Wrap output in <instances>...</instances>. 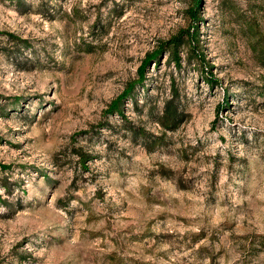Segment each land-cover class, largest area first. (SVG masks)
I'll list each match as a JSON object with an SVG mask.
<instances>
[{"label": "rangeland", "instance_id": "1", "mask_svg": "<svg viewBox=\"0 0 264 264\" xmlns=\"http://www.w3.org/2000/svg\"><path fill=\"white\" fill-rule=\"evenodd\" d=\"M0 264H264V0H0Z\"/></svg>", "mask_w": 264, "mask_h": 264}, {"label": "trees", "instance_id": "2", "mask_svg": "<svg viewBox=\"0 0 264 264\" xmlns=\"http://www.w3.org/2000/svg\"><path fill=\"white\" fill-rule=\"evenodd\" d=\"M195 4V3H194ZM193 9L192 7L189 10ZM191 14L193 12L191 11ZM194 15V14H193ZM196 27H192L191 29L184 28L180 29L179 32L172 35L168 38L167 41L163 42L167 47L170 48V51H173L174 60L177 58V49L179 45L185 42V53L186 58L190 59L191 57H199L202 58V53L198 49L196 43ZM161 45V44H160ZM208 79L211 81V73H208ZM128 90V89H127ZM109 109L114 110L117 113L121 114L120 110V101H114L113 103L109 104ZM157 123L162 127V129L157 134H151L146 132L141 126H135L133 131L141 136L142 144L145 148L149 149L153 145L158 144L162 140V135L164 134V128H173L178 124V122L183 118L182 111L177 107V104L174 100V96L172 93L169 96L165 97L162 102V107L160 112L155 116ZM78 157L81 160L86 159V153L77 151ZM200 247V244L198 245ZM207 257L210 260L212 259V255H208Z\"/></svg>", "mask_w": 264, "mask_h": 264}]
</instances>
